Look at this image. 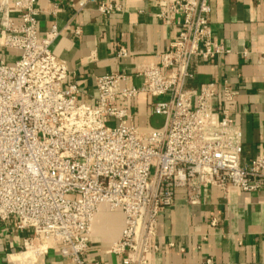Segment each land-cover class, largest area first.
Segmentation results:
<instances>
[{
	"label": "built area",
	"instance_id": "1",
	"mask_svg": "<svg viewBox=\"0 0 264 264\" xmlns=\"http://www.w3.org/2000/svg\"><path fill=\"white\" fill-rule=\"evenodd\" d=\"M34 3L14 0L16 18L0 0V222L23 235L22 256L53 249L64 264H101L89 248L94 216L106 206L124 221L105 252L119 264H151L161 209L174 204L176 191L193 206L207 188L264 189V157L241 162V130L228 108L235 92L214 83L187 87L193 60L228 53L212 35L209 0L165 2L156 18L173 28L168 48L129 75L96 77L92 103L80 101L65 62L51 53L57 33L38 37ZM96 10L107 16L119 8ZM5 53L17 56L9 61ZM117 57L128 53L119 48ZM141 94L148 117H163L160 128L133 123L126 104Z\"/></svg>",
	"mask_w": 264,
	"mask_h": 264
},
{
	"label": "crops",
	"instance_id": "2",
	"mask_svg": "<svg viewBox=\"0 0 264 264\" xmlns=\"http://www.w3.org/2000/svg\"><path fill=\"white\" fill-rule=\"evenodd\" d=\"M82 1L86 3L80 8L77 4ZM167 1L35 0L37 34L41 38L51 30L57 33L50 51L65 62L68 81L77 83L80 101L92 103L96 77L129 75L168 48L173 28L156 18ZM8 2L11 15L17 18L11 5L14 0ZM100 3H111L119 10L101 15L96 10ZM209 5L212 35L228 53L211 61L193 60L187 87L214 83L219 91L228 86L235 92L228 108L241 130V162L246 164L264 157V0H209ZM119 48L128 57L119 59ZM16 56L2 54L9 61ZM139 83L132 81L135 86ZM147 101L141 94L126 104L133 123L142 131L160 128L149 123ZM123 221L121 211L99 208L93 220L90 257L101 264H119V258L105 249L119 239ZM22 237L12 224L0 222V264H64L53 249L32 260L23 258ZM150 243L147 257L151 264H264V189L242 193L231 188L223 195L217 188H207L193 206L178 190L174 204L161 209Z\"/></svg>",
	"mask_w": 264,
	"mask_h": 264
},
{
	"label": "rangeland",
	"instance_id": "3",
	"mask_svg": "<svg viewBox=\"0 0 264 264\" xmlns=\"http://www.w3.org/2000/svg\"><path fill=\"white\" fill-rule=\"evenodd\" d=\"M163 117L160 116H152L149 120V123L153 126V127H161L163 125Z\"/></svg>",
	"mask_w": 264,
	"mask_h": 264
},
{
	"label": "bare ground",
	"instance_id": "4",
	"mask_svg": "<svg viewBox=\"0 0 264 264\" xmlns=\"http://www.w3.org/2000/svg\"><path fill=\"white\" fill-rule=\"evenodd\" d=\"M23 258H26V256H23ZM23 260V259H22ZM31 260H32V258H31ZM24 262V261H23ZM26 263V262H25ZM29 263V262H28Z\"/></svg>",
	"mask_w": 264,
	"mask_h": 264
}]
</instances>
